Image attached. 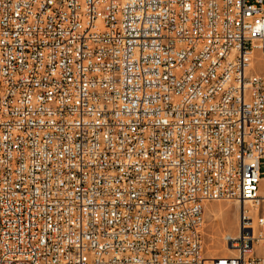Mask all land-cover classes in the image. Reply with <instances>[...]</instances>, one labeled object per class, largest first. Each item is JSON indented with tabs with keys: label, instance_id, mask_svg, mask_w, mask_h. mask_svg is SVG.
<instances>
[{
	"label": "built area",
	"instance_id": "built-area-1",
	"mask_svg": "<svg viewBox=\"0 0 264 264\" xmlns=\"http://www.w3.org/2000/svg\"><path fill=\"white\" fill-rule=\"evenodd\" d=\"M256 55L264 0H0V264H264Z\"/></svg>",
	"mask_w": 264,
	"mask_h": 264
},
{
	"label": "rangeland",
	"instance_id": "rangeland-1",
	"mask_svg": "<svg viewBox=\"0 0 264 264\" xmlns=\"http://www.w3.org/2000/svg\"><path fill=\"white\" fill-rule=\"evenodd\" d=\"M253 73L264 75V56L254 58ZM261 192L264 193V162L261 168ZM238 209L233 202H212L204 209L203 241L204 251L208 256L228 255L225 237L233 236L237 228Z\"/></svg>",
	"mask_w": 264,
	"mask_h": 264
},
{
	"label": "bare ground",
	"instance_id": "bare-ground-1",
	"mask_svg": "<svg viewBox=\"0 0 264 264\" xmlns=\"http://www.w3.org/2000/svg\"><path fill=\"white\" fill-rule=\"evenodd\" d=\"M254 58H255V56H254ZM254 58H253V60H252V62H251V64H250V67H249V72L250 73H253L252 71L254 70ZM262 181V180H261ZM206 207V206H205ZM237 209H238V213H239V207H238V205H237ZM237 220H238V218H237ZM227 250V249H226ZM227 252H228V255H232L233 254V252L232 251H229V250H227Z\"/></svg>",
	"mask_w": 264,
	"mask_h": 264
}]
</instances>
